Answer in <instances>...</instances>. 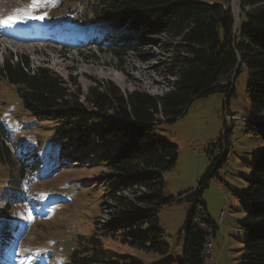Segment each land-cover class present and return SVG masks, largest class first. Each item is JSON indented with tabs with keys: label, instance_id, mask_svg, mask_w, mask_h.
<instances>
[{
	"label": "rangeland",
	"instance_id": "374dc122",
	"mask_svg": "<svg viewBox=\"0 0 264 264\" xmlns=\"http://www.w3.org/2000/svg\"><path fill=\"white\" fill-rule=\"evenodd\" d=\"M31 2L0 0V20L14 15L16 9L27 8ZM55 3V7H41L35 13L42 15L47 10L49 16L43 20L23 19L10 27L0 26V65L8 56L13 61L15 57L27 58L33 68L48 70L70 92L72 82H76L83 95L81 102L88 89L99 82L111 83L122 94L137 91L160 96L171 90L173 79L163 74V64L170 57L167 38L153 37L145 41L146 46L136 48L125 30L112 38L101 32L90 36L89 30L55 25V13L66 9L65 0ZM234 3L238 8V0L230 1L235 20ZM240 25L239 19L233 28L238 30ZM83 34L89 36L80 37ZM233 77L231 83L236 78L232 80ZM246 81V73H240L233 84L234 96L227 104L223 94L213 93L194 100L175 121L154 127L156 134L177 148L175 166L161 176L163 195L178 201L157 213L168 251L163 255L146 253L104 238L102 243L110 254V263L127 258L140 264H175L181 255L182 228L189 208L184 197L199 187L221 155L225 161L205 181L201 202L215 226L211 243L217 264H221V259L223 264H239L244 239L239 224L246 207L236 193L246 187L251 164L262 148L260 140L236 120L248 110L244 98ZM231 114L235 120L225 119ZM0 125L12 137L8 138L11 148L18 143L39 159L36 170L32 169L35 159L24 154L20 159L11 158L12 162H0V264H68L73 250L80 244L84 246L97 228L112 223V202L103 195L112 185L119 184L120 178L106 179L110 172L98 162V156L113 153L112 143L102 146L92 142L80 147L76 140H61L57 125L31 116L14 88L4 80L0 81ZM74 131L72 127L75 138ZM88 152L91 153L86 155ZM79 154L87 164L80 162L81 156L74 163L71 158ZM145 231L143 227L139 235Z\"/></svg>",
	"mask_w": 264,
	"mask_h": 264
},
{
	"label": "trees",
	"instance_id": "16d2710c",
	"mask_svg": "<svg viewBox=\"0 0 264 264\" xmlns=\"http://www.w3.org/2000/svg\"><path fill=\"white\" fill-rule=\"evenodd\" d=\"M230 1L65 0V11L55 13V25L69 24L77 31L111 35L125 30L136 48L146 46L145 41L153 37L167 38L170 57L163 64V74L173 81L171 90L160 96L137 91L122 94L111 83L99 82L88 89L81 102L83 95L76 82H72L70 92L48 70L33 68L27 58L3 59L0 81L14 88L31 116L57 125L61 140H76L80 147L92 142L102 146L112 143L113 153L98 156V162L110 172L106 179L120 178L119 184L112 185L103 195L112 202L109 208L114 221L96 230L84 246L80 244L73 250L69 264H140L127 258L110 263V254L102 243L104 238L146 253H167L157 213L178 201L163 195L161 176L175 166L177 148L156 134L154 127L175 121L194 100L213 93L223 94L227 104L234 96L233 84L242 72L247 76L244 98L248 110L244 112V126L260 140L262 148L251 164L246 187L236 193L246 207L239 224L244 236L239 264H264V0H238L241 25L235 31ZM45 13V17L49 16L44 9L41 14ZM35 29L40 32L37 24ZM114 54L118 56V52ZM72 127L75 138L71 135ZM8 138L11 137L0 125L1 163L12 162ZM25 149L35 159L32 169H38L39 159L29 148ZM79 156L83 158L80 162L87 164L81 154L71 159L78 163ZM224 161L221 155L214 160L199 187L184 197L189 208L182 228L181 255L175 264H201L206 235L193 225V219L201 209V225L214 233L215 226L206 216L201 192L205 181ZM137 192L141 195L135 196ZM143 227L145 234L139 235Z\"/></svg>",
	"mask_w": 264,
	"mask_h": 264
},
{
	"label": "snow or ice",
	"instance_id": "6c2138e0",
	"mask_svg": "<svg viewBox=\"0 0 264 264\" xmlns=\"http://www.w3.org/2000/svg\"><path fill=\"white\" fill-rule=\"evenodd\" d=\"M55 6V0H32L27 8L16 9L14 15H10L5 20H0V26L10 27L15 22H22L23 19L43 20L47 15L46 13L43 15H35L39 8Z\"/></svg>",
	"mask_w": 264,
	"mask_h": 264
},
{
	"label": "built area",
	"instance_id": "2783aa9c",
	"mask_svg": "<svg viewBox=\"0 0 264 264\" xmlns=\"http://www.w3.org/2000/svg\"><path fill=\"white\" fill-rule=\"evenodd\" d=\"M225 119L229 120H235V116L234 115H225ZM244 118H238L236 120H241ZM194 219L195 221H197V227L200 229V231L202 233H204L206 235V239L205 242L203 243L202 246V250H201V264H217V261L214 259L213 257V249H212V244H211V238H212V233L211 231H209L208 229H206L205 227H203L201 225L200 222V214L198 211L195 212L194 215Z\"/></svg>",
	"mask_w": 264,
	"mask_h": 264
},
{
	"label": "bare ground",
	"instance_id": "6f19581e",
	"mask_svg": "<svg viewBox=\"0 0 264 264\" xmlns=\"http://www.w3.org/2000/svg\"><path fill=\"white\" fill-rule=\"evenodd\" d=\"M236 4L235 3L233 4V12L235 14V22H236V25H237V23H239V19H238L239 13H238V8L236 7ZM239 122L242 125H245L247 123V120L246 119H241V120H239ZM21 154H24V152H22ZM25 163H27V161H25ZM193 224L195 226H197V222L195 220H193Z\"/></svg>",
	"mask_w": 264,
	"mask_h": 264
},
{
	"label": "water",
	"instance_id": "95a60500",
	"mask_svg": "<svg viewBox=\"0 0 264 264\" xmlns=\"http://www.w3.org/2000/svg\"><path fill=\"white\" fill-rule=\"evenodd\" d=\"M240 6H238V8H239ZM239 17V16H238ZM239 19V18H238ZM235 21V20H234ZM236 77V74L234 75V77L232 78V80L234 79ZM231 83V82H230Z\"/></svg>",
	"mask_w": 264,
	"mask_h": 264
}]
</instances>
